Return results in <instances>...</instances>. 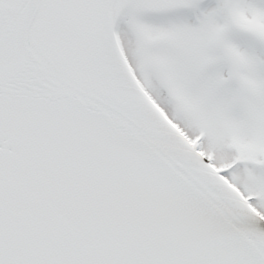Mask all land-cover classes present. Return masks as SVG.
Wrapping results in <instances>:
<instances>
[{
    "label": "snow or ice",
    "instance_id": "1",
    "mask_svg": "<svg viewBox=\"0 0 264 264\" xmlns=\"http://www.w3.org/2000/svg\"><path fill=\"white\" fill-rule=\"evenodd\" d=\"M0 264H264V0H0Z\"/></svg>",
    "mask_w": 264,
    "mask_h": 264
}]
</instances>
